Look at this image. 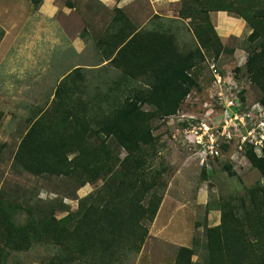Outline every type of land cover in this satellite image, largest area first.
<instances>
[{
    "label": "trees",
    "instance_id": "16d2710c",
    "mask_svg": "<svg viewBox=\"0 0 264 264\" xmlns=\"http://www.w3.org/2000/svg\"><path fill=\"white\" fill-rule=\"evenodd\" d=\"M213 11L234 13L252 28L248 41L255 46L248 47L245 67L264 106V0H183L179 15L191 18L197 38L195 46L185 49L170 28L136 32L124 27L105 51L119 70L115 81L83 101L75 98L83 67L65 75L52 104L29 119L14 158L15 165L33 175L70 177L79 187L102 180L101 186L62 217L57 213L66 206L42 200L22 204L3 195L1 264H8L11 252L38 244L56 249L43 264H122L126 254L141 251L149 235L147 223L155 220L164 197L158 191L164 185L163 169H149L157 144L152 121L176 113L197 85L193 69L204 61V50L213 49L217 57L233 51L221 41ZM116 13L115 21L127 19L122 9ZM140 78L142 83L132 85ZM247 146L246 156L261 178L245 193L221 199L220 223L207 226L204 238L194 235L191 246H181L175 264H264V154ZM117 147L124 149L123 157ZM21 211L27 213L23 222ZM200 246L203 254L194 260Z\"/></svg>",
    "mask_w": 264,
    "mask_h": 264
},
{
    "label": "rangeland",
    "instance_id": "374dc122",
    "mask_svg": "<svg viewBox=\"0 0 264 264\" xmlns=\"http://www.w3.org/2000/svg\"><path fill=\"white\" fill-rule=\"evenodd\" d=\"M41 5L31 0H0V198L4 195L22 204L42 200L66 206L68 210L57 213L62 217L76 210L79 199L101 186L102 180L79 187L78 181L70 177L37 176L23 170L14 164L21 138L29 119L52 104L60 80L76 67H87L81 68L83 77L78 80L75 93V98L83 101L96 95L99 86L107 90L119 70L109 64L98 66L103 54L95 41L105 28L109 12L95 5L92 12L101 13V17L92 19L85 12L88 5L59 0L61 10L49 17L41 11ZM159 8L164 16L154 15L145 29L165 22L181 48L195 46L197 38L191 18L166 17V12L173 14L181 7L171 6L168 11L164 6ZM227 15L237 17L234 13L213 11L211 19L216 31L225 35V40L220 36L223 44L234 51H224L217 57L213 49L204 50V61L193 69L197 85L176 113L152 121L157 144L149 169H163L164 185L158 186V191L164 197L155 220L147 223L149 235L141 251L126 254L122 264H175L181 246H191L194 235L204 238L207 226L220 223V200L245 193L261 178L246 156L247 145L241 150L236 139L229 143L220 138L219 154H204L184 136L186 127H198L201 122L221 128L227 119L226 100L238 102L244 98V105L229 106L232 112H244L262 95L244 70L247 47L255 44H249L247 30L221 25ZM81 36L87 40L85 48L76 43ZM213 63L223 75L221 83L216 82ZM139 83L141 78L132 80L134 86ZM122 88L128 89V85ZM120 96L122 99L123 91ZM104 105L108 107L109 103ZM116 150L122 157L125 155L123 148ZM26 216L21 211L19 221H25ZM203 250L200 246L193 259H200ZM55 251L51 244H38L27 251L11 252L7 263L43 264Z\"/></svg>",
    "mask_w": 264,
    "mask_h": 264
},
{
    "label": "crops",
    "instance_id": "0c3cea01",
    "mask_svg": "<svg viewBox=\"0 0 264 264\" xmlns=\"http://www.w3.org/2000/svg\"><path fill=\"white\" fill-rule=\"evenodd\" d=\"M77 1L79 3L88 5L85 7V12L92 19L93 17H95L96 19L101 17V13L97 14L95 12H92L96 8L95 5H97V7L99 6L103 11L106 10L107 12H109L106 17L107 23L105 25V28L103 29V32L100 33V35L95 41L97 48H100L103 54L101 62L98 65L100 67L104 65H108V64L112 67L110 63L111 59L106 58L105 51L109 50V48L114 43V40L116 39L115 35L119 31H121L124 27L127 29L129 28L135 29L136 32L139 30L154 31V30L166 29V27L164 26L165 22H162L161 23L162 25L161 24L151 25L149 29H145V28L148 27V25L150 24V19L154 15L157 14L158 16H164L160 12L161 11V8H159L160 6H164V8H166V11H168L171 8V6H175V7L178 6L179 8L181 7V0H77ZM72 5H74V2L72 3ZM59 6H60L59 0H42V5L40 8H41V11L45 13V15L49 17H55L58 14V12L61 10ZM117 8H120L123 10L125 15L127 16V19L124 18L119 21H115L118 18V16H120V14L116 13ZM65 12H67V10H65ZM149 12L152 13L151 16H149ZM219 12L224 14L227 11L225 12L219 11ZM166 17L170 19H174V20L176 19L183 20V18L180 17L178 10L175 11V13L173 14L170 12H166ZM223 21L224 22L221 25L223 26L228 25L231 30H234L237 27L242 30H247L248 36L252 32V28L247 23V21L242 17H238V16L234 17V16L227 15V17L226 16L224 17ZM83 25H87V23L83 21ZM218 34L220 36H224L223 40H225V35H222V33L220 32H218ZM76 43L78 44V46L81 45L83 48H85L87 44V40L82 38L81 36L79 37V39H76ZM248 49L249 48L247 47V52H248ZM247 57H248V53L246 55L244 64H246ZM83 68H87V67L83 66ZM89 69H93V68H89ZM244 70H246V67ZM250 93L251 92H249L248 94ZM249 99L253 100L251 96H249ZM242 100L244 101L243 98ZM255 104H261V103L259 101V102H255L253 105Z\"/></svg>",
    "mask_w": 264,
    "mask_h": 264
},
{
    "label": "built area",
    "instance_id": "2783aa9c",
    "mask_svg": "<svg viewBox=\"0 0 264 264\" xmlns=\"http://www.w3.org/2000/svg\"><path fill=\"white\" fill-rule=\"evenodd\" d=\"M211 68L215 73L216 82L221 83L222 76L214 63ZM226 101L228 102L227 119L221 128L211 127L201 122L198 127H186L185 138L193 140V143L201 150L200 152L204 154H219L220 138L229 143L236 139L241 150L245 145H251L259 155L264 154V106L255 104L244 112H232L229 106L238 104L240 107L244 105L243 100H237L239 103L231 99Z\"/></svg>",
    "mask_w": 264,
    "mask_h": 264
},
{
    "label": "clouds",
    "instance_id": "9594fccd",
    "mask_svg": "<svg viewBox=\"0 0 264 264\" xmlns=\"http://www.w3.org/2000/svg\"><path fill=\"white\" fill-rule=\"evenodd\" d=\"M262 105V104H261Z\"/></svg>",
    "mask_w": 264,
    "mask_h": 264
}]
</instances>
